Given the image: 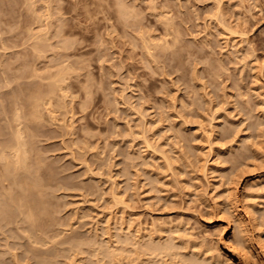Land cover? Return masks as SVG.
I'll return each instance as SVG.
<instances>
[{"label": "rangeland", "instance_id": "1", "mask_svg": "<svg viewBox=\"0 0 264 264\" xmlns=\"http://www.w3.org/2000/svg\"><path fill=\"white\" fill-rule=\"evenodd\" d=\"M0 139V264H264V0H0Z\"/></svg>", "mask_w": 264, "mask_h": 264}, {"label": "bare ground", "instance_id": "2", "mask_svg": "<svg viewBox=\"0 0 264 264\" xmlns=\"http://www.w3.org/2000/svg\"><path fill=\"white\" fill-rule=\"evenodd\" d=\"M116 1H117V0H116ZM120 4H122V2H121ZM118 5H119V4H118ZM122 6H123V5H122ZM117 7H118V6H117ZM121 8H122V7H121ZM125 8H126V7H125ZM121 10H122V9H121ZM124 11H125V10H124ZM125 14H126V13L124 12V15H125ZM127 15H128V13H127ZM125 21H126V20H125ZM46 38H47V37H46ZM157 45H158V44H157ZM61 69H63V68H61ZM63 70H64V69H63ZM56 72H57V71H56ZM55 75H56V73H55ZM58 75H59V74H58ZM52 79H53V78H52ZM54 80H55V79H54ZM57 82H58V81H57ZM61 83H62V81H61ZM60 88H61V87H60ZM46 95H47V94H46ZM34 96H35V95H34ZM50 96H51V95H50ZM30 97H33V96H30ZM39 97H40V96H39ZM33 98H34V97H33ZM33 98H32L31 100H33ZM35 98H36V97H35ZM40 98H41V97H40ZM36 99H37V98H36ZM34 100H35V99H34ZM29 101H30V100H29ZM44 101H45V100H44ZM34 102H35V101H34ZM34 102H33V103H34ZM45 102H46V101H45ZM30 104H31V103H30ZM34 105H35V104H34ZM34 105H33V106H34ZM31 108L35 109L34 107H31ZM33 109H32V110H33ZM30 111H31V110H30ZM35 111H36V110H35ZM33 112H34V111H33ZM33 112L31 111V114H32ZM16 114H17V113H16ZM32 115H35V112H34V114H32ZM18 116H19V114H18ZM36 116H37V115H36ZM15 117H16V116H14V118H15ZM17 118H18V117H17ZM17 118H16V119H17ZM20 118H21V117H20ZM41 118H42V117H41ZM35 119H36V118H35ZM14 120H15V119H13V122H14ZM19 120H20V119H19ZM15 121H16V120H15ZM17 122H18V121H17ZM20 122H21V121H20ZM36 122H37V121H36ZM16 125H17V124H16ZM15 127H16V126H15ZM24 127H25V126H24ZM21 128H22V127H21ZM14 129H15V128H14ZM18 129H19V130H18ZM17 130H18V131H17L18 133L16 132L15 135H16V134H17V135H23V134H19V132H21V131H20V127H18ZM26 130H27V129H26ZM23 131H24V130H23ZM24 132H25V131H24ZM21 133H23V132H21ZM24 134H25V133H24ZM17 135H16V136H17ZM16 136H15V137H16ZM15 137H13V139L11 140V141H13V140H14V141L17 140V142L15 143V145L13 144L14 147H13V146H12V148L9 147L10 145H12V142H11V144H9V146H8V145H7V146H8L9 148H11V149H14V153L16 154V157H17L16 162H15V164H16V163L18 162L17 160H19V161L22 162V160H23L24 158H26V157H24V156H25V154H26L25 152H27V150H26L27 148L23 149V147L21 146L22 149L20 150V147H19L20 145H19V141H18L19 139H15ZM18 137H19V136H17V138H18ZM20 138H21V137H20ZM22 140H23V138H22ZM0 141H1V139H0ZM3 141H5V140H3ZM9 141H10V140H9ZM9 141H7V142L9 143ZM7 142H5V143H7ZM21 142H22V141H21ZM0 143H1V142H0ZM2 144H3V142H2ZM27 144H28V143H27ZM27 144H26V145H27ZM5 146H6V145H5ZM7 146H6L5 149H7ZM2 147H4V146H2ZM2 147H0V150L3 149ZM5 149H4V150H5ZM4 150H3V151H4ZM7 150H8V149H7ZM23 150H24V151H23ZM3 151H2L1 154H0V158H1L2 160L5 161V160L8 159L7 156H10V155H9L10 153H9V154L7 153V154H6L7 156H5V153L8 152V151H6V152L4 151V152H5L4 154H3ZM28 151H29V149H28ZM14 153H13V156H15ZM27 153H28V152H27ZM11 154H12V153H11ZM20 155H21V156H20ZM27 156L29 157V155H27ZM6 157H7V159H6ZM11 158H12V157H10V159H11ZM13 158H14V157H13ZM167 158H168V157H167ZM1 159H0V161H2ZM8 161H9V159H8ZM8 161H7V162H8ZM25 161H26V160H25ZM25 161L22 162V163L25 164ZM38 161H39V160H38ZM13 162H14V161H13ZM13 162H12V163H13ZM27 162H28V161H27ZM2 163H4V162H2ZM2 163H1V165H2ZM9 163H10V162H9ZM18 163L21 164L20 162H18ZM18 163H17V165H19ZM29 163H30V162H29ZM32 163H33V162H32ZM32 163H31V165H32ZM34 163H36V162H34ZM7 164H8V163H7ZM38 164H39V163H38ZM10 165H11V163H10ZM26 165L28 166V164H25V166H26ZM36 165H37V164H36ZM39 165H40V164H39ZM3 166H4V168H5L6 165L3 164ZM15 166H16V165H15ZM15 166H14V167H15ZM19 166H20V165H19ZM21 166H22V164H21ZM1 167H2V166H1ZM7 167H9V166H7ZM11 167H12V166H11ZM11 167H10V168H11ZM34 167H35V166H34ZM4 168H3V169H4ZM10 168H9V170H8L9 172H10ZM15 168H16V167H15ZM17 168H19V167H17ZM21 168H22V167H21ZM21 168H19V169H21ZM24 168H26V167H24ZM24 168H23V169H24ZM29 168H30V167H29ZM3 169L1 170V168H0L1 171H3ZM31 169H32V166H31ZM34 169H36V168H34ZM34 169H33V170H34ZM6 170H7V168H5V171H6ZM13 170H14V168H13ZM16 170H17V169H16ZM28 170H29V169H28ZM28 170H27V172L29 173ZM37 170H38V168H37ZM14 171H15V170H14ZM30 171H32V170H30ZM34 171H35V170H34ZM25 172H26V171H25ZM2 173H3V172H2ZM2 173H0V174H2ZM4 173H5V172H4ZM10 173H11V172H10ZM10 173H9V174H10ZM13 173H14V172H13ZM17 173H18V171H17ZM5 174H6V173H5ZM11 174H12V173H11ZM20 174H23V173H20ZM30 174H31V173H30ZM3 175H4V174H3ZM7 175H8V174H7ZM26 175H27V174H26ZM37 175H38V178H37V179L40 181V179H39V174H37ZM0 176H1V175H0ZM4 176H6V175H4ZM11 176H12V175H11ZM13 176H15V174H14ZM19 176H20V175H19ZM30 176H31V175H30ZM22 177H23V176H22ZM22 177H21V179H24V178H22ZM33 177H34V175H33ZM4 178H5V177H4ZM12 178H13V177H12ZM16 178H17V176H16ZM0 179H1V177H0ZM9 179L11 180V178H9ZM25 179L28 180L29 177H28V178L25 177ZM32 179H33V178H32ZM37 179L35 178L36 181H37ZM1 180L4 182L3 179H1ZM18 180H19V179H18ZM13 181H14V183H16V182H15L16 180H13ZM19 181H20V180H19ZM28 181H30V180H28ZM6 182H7V181H6ZM9 182H10V181H9ZM22 182H23V181H22ZM25 182H26V181H25ZM31 182H34V181H31ZM0 183H1V182H0ZM7 183H8V182H7ZM7 183H6V184H7ZM11 183H12V182H11ZM37 183L40 185L39 182H37ZM37 183H36V184H37ZM6 184H5V186H6ZM20 184H21V182H20ZM28 184H30V182H28ZM28 184H27V186H28ZM33 184H35V183H33ZM2 185H3V183H2ZM2 185H0V187H1ZM9 185H10V184H9ZM16 185H19V183H17ZM16 185H15V186H16ZM23 185H24V184H23ZM30 185H32V184H30ZM41 185H42V184H41ZM12 187H13V186H12ZM32 187H33V186H32ZM35 187H36V186H35ZM3 188H5V187H3ZM6 188H7V187H6ZM26 188H27V187H26ZM39 188H40V187H39ZM37 189H38V188H37ZM5 190H6V189H5ZM1 191H3V190H1ZM40 191H41V190H40ZM40 191H39V192H40ZM14 192H16V191H14ZM18 192H19V191H18ZM18 192H16V193H18ZM35 192H36V191H35ZM0 193H4V192H0ZM6 193H7V192H6ZM20 193H21V192H20ZM37 194H38V193H37ZM1 195L4 196V198H5V194H1ZM14 195H15V194H14ZM22 195H23V193H22ZM22 195H21V196L19 195V196H20V197H23ZM17 196H18V194H17ZM20 197H19V198H20ZM1 198H2V197H1ZM6 199H7V197H6ZM6 199H5V201H6ZM20 199H21V198H20ZM22 199H23V198H22ZM24 199H25V197H24ZM15 200H16V199H15ZM17 200H18V199H17ZM17 200H16V202H17ZM26 200H27V199H26ZM29 201H30V200H29ZM41 201H42V200H41ZM2 202L4 203V201H2ZM2 202H1V204H2ZM6 202H8V201H6ZM22 202H23V201L21 200L20 203H22ZM26 202H27V201H26ZM26 202H25V203H26ZM38 202H39V201H38ZM13 203H14V201H13ZM13 203H12V204H13ZM20 203H18V204H20ZM25 203H23V205L20 204V205H22V206H19V205H18L19 208H20V207H23ZM27 203H28V202H27ZM4 204L6 205V203H4ZM15 205H17V204H14V206H15ZM28 205H30V203H29ZM2 206H3V204L1 205V207H2ZM1 207H0V208H1ZM5 207H6V206H5ZM5 207L3 206L1 209H3V208H4V209H3V210L0 209V210H1V211L6 210ZM9 207H12V206H9ZM15 207H17V206H15ZM24 207H25V206H24ZM30 207H31V206H30ZM30 207H29V208H30ZM7 208H8V207H7ZM19 208H17V209L20 211ZM11 209H12V208H11ZM11 209H10V210H11ZM17 209H16V210H17ZM26 209H27V208H26ZM26 209H25V208H24V209L22 208V211L24 210V212H26V211L28 212L29 210H26ZM31 209H32V207L30 208V211H32ZM38 209H39V208H38ZM7 210H8V209H7ZM13 210H14V209H13ZM8 211H9V210H8ZM14 211H15V210H14ZM22 211H20V212H22ZM35 211H36V210H35ZM10 212H11V211H10ZM1 213H2V212H1ZM1 213H0V214H1ZM5 213H6V212H5ZM16 213H18V212L16 211ZM12 214H14V213H12ZM20 214H22V213H20ZM26 214H27L26 216H27L29 219H30V218L32 219V214H33V212H28V213H26ZM4 215H5V214L3 213L2 217H4ZM23 215H24V213H23ZM34 215H35V214H34ZM0 216H1V215H0ZM6 216H7V214H6ZM15 216H16V215H15ZM17 216H18V214H17ZM17 216H16V218H17ZM37 216H38V215H37ZM37 216H36V217H37ZM2 217H1V218H2ZM8 217H11V216H10V213H9V216H8ZM19 217H20V215H19ZM21 217H22V215H21ZM36 217H35V218H36ZM4 219H5V217H4ZM17 219H18V218H17ZM19 219H20V218H19ZM31 219H30V220H31ZM36 219H37V218H36ZM2 220H3V219H2ZM2 220H1V221H2ZM10 220H11V219L9 218V221H10ZM11 221H12V220H11ZM46 221H49V220L47 219ZM15 222H19V221L17 220V221H15ZM15 222H14V223H15ZM6 223H8V222L6 221ZM34 223H35V222H34ZM44 223H45V222H44ZM44 223H43V224H44ZM1 224H2V223H1ZM4 224H5V223H4ZM15 224H16V223H15ZM26 224H27V223H26ZM17 225H18V224H17ZM35 225H36V224H35ZM37 225H38V223H37ZM20 226H22V225H20ZM23 226H24V225H23ZM32 226H34V225H32ZM17 228H18V226H17ZM19 228H20V227H19ZM23 228H24V227H23ZM25 228H26V227H25ZM25 228H24V230H25ZM35 228H36V226H35ZM33 229H34V227L32 228V230H33ZM34 230H35V229H34ZM24 233H25V232H24ZM25 234H26V233H25ZM27 234H28V233H27ZM32 236H33V235H32ZM34 237H35V236H34ZM33 239H34V238H33ZM34 240H36V239H34ZM143 240H144V239H143ZM38 241H39V240H38ZM141 242H142V241H141ZM34 245H35V244H34ZM123 245H124V244H123ZM146 246H147V245H146ZM159 246H160V245H159ZM151 247H152V245H151ZM147 248H148V247H147ZM149 248H150V247H149ZM149 248H148V250H149ZM157 248H158V247H157ZM160 248H161V247H159V249H160ZM151 249H153V248H151ZM136 250H137V249H136ZM163 250H164V249H162V251H163ZM146 251H147V250H146ZM150 251H151V250H150ZM139 253H140V252H139ZM165 253H166V252H165ZM153 255H154V254H153ZM113 256H114V255H113ZM150 259H151V258H150ZM162 259H163V258H162ZM219 261H220V260H219Z\"/></svg>", "mask_w": 264, "mask_h": 264}]
</instances>
